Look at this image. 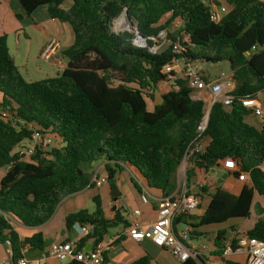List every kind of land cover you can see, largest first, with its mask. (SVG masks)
I'll use <instances>...</instances> for the list:
<instances>
[{"label":"trees","instance_id":"trees-1","mask_svg":"<svg viewBox=\"0 0 264 264\" xmlns=\"http://www.w3.org/2000/svg\"><path fill=\"white\" fill-rule=\"evenodd\" d=\"M65 1L17 0L26 16L45 5L52 19L70 25L73 41L61 50L66 66L56 75L25 80L9 53L6 36L0 35V169L6 168L0 178V244L10 241L12 261L21 258L23 250H43L46 241L40 231L21 237L11 219L26 227L44 224L62 198L93 185L87 168L95 160H105L111 188L117 173L127 167L162 196H172L178 165L196 134L205 103L192 98V89L178 79L177 89L162 93L161 101L147 109L144 96L151 97L159 82L171 76L161 69L173 54L170 45L156 53L133 45L134 31L155 37L165 29L168 39L178 37L186 45V55L192 59L228 61L235 84L231 104L214 101L210 106L204 130L209 141L188 170L185 187L190 193L196 170L207 172L229 160L233 167L226 169L227 174L245 175L241 190L232 194L217 187L209 193L200 215L175 217L174 232L179 223L187 224L190 238H200L204 235L198 230L201 226L247 218L254 195L263 199L264 209V172L260 169L264 122L258 128L247 123L244 117L250 110L236 99L264 90V0H225L228 7L219 21L212 19L209 5L202 0H70L64 6ZM123 8L135 30L115 32L111 23ZM175 20L181 22L177 29L171 25ZM182 33L187 41L182 40ZM152 43L147 39L148 46ZM32 127L61 145L45 152L37 148L29 160L22 159L17 147L30 138ZM197 189L198 195L207 193L205 185ZM93 201V211L82 208L65 216L66 229L74 223L92 225L89 233L78 238V250L85 248L87 239L101 241L109 228L129 225L121 211L107 218L99 197ZM231 229L235 232L226 237ZM238 237L264 241V212L243 233L234 225L215 231L213 253L225 264H240L223 254L226 243L234 248ZM150 260L145 254L130 264H150ZM202 263L201 257L191 256L179 262ZM65 264L80 263L71 259Z\"/></svg>","mask_w":264,"mask_h":264},{"label":"crops","instance_id":"crops-1","mask_svg":"<svg viewBox=\"0 0 264 264\" xmlns=\"http://www.w3.org/2000/svg\"><path fill=\"white\" fill-rule=\"evenodd\" d=\"M16 13H21L22 15L21 18H17L15 15ZM29 28L37 30L39 32V35L37 33H31V31H28ZM0 35L6 36L9 53L14 63L17 65L18 69L19 67L23 68V70L27 74H29V71H32L35 74L44 71L41 65L37 64V60L40 58L39 53L42 47L51 38H55L59 41L60 52L63 48L69 46L73 41V33L70 25L68 23L59 22L55 19H52L48 14L45 5L38 6L36 9H34L31 12L29 16H26L22 12L17 0H0ZM50 66L53 69H55L52 63H50ZM199 70L202 73V78L205 84L212 83L216 79L215 78L214 80H210L203 69H199ZM174 76L175 78H177L176 80L178 79L183 80L180 77V75L175 71H174ZM170 82H172V80ZM234 85L235 84L233 82L231 85L232 89L234 88ZM169 89L170 87L168 86L161 88L157 85L151 97L145 99L147 109L152 110L154 105L161 101V94ZM191 97L194 99H201L202 101H204L205 107H207V109L211 105V102L213 100L212 94L206 85L199 87L197 89H193ZM255 97L260 104L262 113L261 115H255L253 112L250 111V114L246 115L244 117V120L247 123L258 128L260 127L261 123L264 122V90L257 91ZM1 100L2 97H0V102ZM56 140L59 142L58 139ZM60 145L61 144L59 142L58 146ZM104 163H105L104 159H98L90 164L89 172L91 175V181H93V185L90 187L88 186L81 191L72 193L62 198L58 203V205L56 206L53 215L45 223H48L52 218H54V216L58 212V209L62 206V204H65L66 206L70 198H73L71 200H73L76 204L79 203L78 194L85 192V190L89 188H93V190L94 189L96 190L95 192L92 191L89 195H91L92 200L94 196L99 197L101 207L105 212V216L107 218H112L114 212L116 210H119L121 211V214L124 217V219L129 224L132 221H137L140 224H149L155 219L156 209L158 207V201L160 200L161 197H163L161 195V192L159 190H156L155 188L149 187L145 179H143L136 170H134L133 168L124 167V169L118 172L115 177V187L118 190L119 196L116 199H113L110 195L111 187L108 185L107 181L103 182L100 185H96L94 182V177L106 178V174L104 171ZM214 167L219 168L225 173L226 169H230L233 167V164L229 160H223L221 162H218ZM214 167H212L210 170L214 169ZM5 171H6L5 167L0 169V178L4 175ZM208 171L205 172L204 170H196V173L192 178L193 181L192 184L190 185L189 191L190 193H194L199 198V201L197 204V208L191 215L198 216L203 212L210 199L209 189L215 190L217 187H219L232 194H238L244 182L243 179L235 178L231 174H227L226 177L220 183L218 182V180L216 181L208 180L207 179ZM178 180H179V174L177 172L176 187L174 191L171 193V195H178L179 193L183 192L184 189H186L184 180L181 184L177 183ZM132 181H134L137 184L138 188L134 186ZM201 183L202 186L204 185L207 186V193L198 195L197 187H199L198 185ZM141 193H146L147 202L144 203L141 201L140 199ZM256 201H258L260 205L263 206V199L260 196L254 195L253 202ZM134 209H138L139 214L134 215L133 214ZM72 211L73 210H70L69 212ZM66 214H67L66 212H63L59 216V218L61 217L60 219L64 224H65ZM237 220L238 219H230L227 222L220 224L201 226L198 228V230L201 233H204V235H201L200 238L197 237L190 238L192 240L198 241L197 242L198 244H192V242L191 244L186 242V244L192 245L199 249V251L201 252V258L203 260L202 264H225L219 255L213 253L214 246L211 243L212 239L210 240V235L211 233H213V235H211L213 238L214 233L217 229L227 228L230 225L235 226V222ZM11 223L13 228L21 235V237L36 232L41 227L38 226L36 228L34 227L33 229V227H26L14 221L13 219H11ZM118 225L122 226L120 230H116L115 232L107 231L102 236V240L112 239V243L109 245L108 249L103 254L104 257L103 264H130L145 254H148L151 257L150 264H179V261L168 250L155 245L148 238H144L141 241H134L130 239L126 234H124L125 226H123V224H118ZM118 225H116L114 229H116ZM234 232H235L234 229L228 231L227 233L230 234L227 237H229L231 233ZM41 233L43 234V238L45 239L46 238L45 234L43 232ZM82 236L84 235L79 234L73 238H70L68 236V233L63 232V229H61L58 232L54 233L53 237H51L46 247H48L51 243L55 241H60L65 239L75 240ZM205 237H207V239ZM92 243H93V239H87L85 241V248H88ZM6 252H7L6 247L0 244V256L5 257ZM28 253L31 255L30 257H32L34 254L33 251L26 252V250H23L24 256H27ZM224 258L236 263L244 264L245 255L242 253L241 254L233 253L224 256ZM51 260H55V263L54 262L49 263V261ZM44 264H62V263H60L57 259L53 257L47 256Z\"/></svg>","mask_w":264,"mask_h":264},{"label":"built area","instance_id":"built-area-1","mask_svg":"<svg viewBox=\"0 0 264 264\" xmlns=\"http://www.w3.org/2000/svg\"><path fill=\"white\" fill-rule=\"evenodd\" d=\"M209 5L211 10V16L214 21H219L223 14L226 12V8L218 5L214 0H202ZM173 29L180 27V20H175L172 24ZM166 30L162 29L158 32L157 36L142 37L136 31L132 38L133 45L137 47H145L149 52L156 53L160 51L162 42L171 46V53L173 56L171 59L162 66V73L170 74L171 76L159 82L158 86L161 88L170 87L177 89L178 86L175 83L174 71L180 75L185 81L186 86L192 90L206 85L212 94V102L219 101L224 105L232 103L233 95H231V85L234 82L232 78V72H221L214 82L205 84L202 78V73L199 70L197 61L198 59H192L186 55L187 48L179 38L172 41L166 37ZM147 39L151 40L152 45H147ZM161 40L162 42H158ZM40 58L46 62H52L56 69L60 72L65 66L66 62L60 56V43L57 39L51 38L41 49ZM172 80V82H170ZM237 101L241 105L245 106L255 115H261V107L255 96L236 97ZM207 109L204 110V114L200 119L196 127V134L193 139L187 144L183 152L182 158L177 168V172L181 173L185 182L186 174L189 169L194 166V159L197 155L203 153L209 141V136L204 134L207 121ZM5 115V112H2ZM54 138L43 132L37 127H32L31 136L27 141L28 144H22L17 147V152L24 160H29L31 155L34 154L38 148L40 151L45 152L52 148V142ZM260 169L264 172V163L260 165ZM245 175H241L238 179H244ZM106 181L105 177L96 178L94 182L96 185H100ZM202 186V183L198 185ZM142 202H147L146 193L140 194ZM199 198L193 194L188 193L187 189L178 195L163 196L158 201V207L156 209V217L149 224H140L137 221H132L124 229L130 239L134 241H141L144 238L150 239L155 245L168 250L179 262L184 261L188 257H201V252L198 248L186 244V240L190 238V227L187 224H183L181 228L175 233L173 230V220L180 214L191 215L197 208ZM133 214H139L138 209L133 210ZM92 225L85 224L80 226V231L83 235L90 232ZM75 240H60L51 243L48 246V255L57 259L71 260L74 259L80 264H103L104 252L108 249L112 243V239H104L98 242H93L87 249L78 250L76 248ZM7 248L6 256H0V264H44L47 256L42 254L39 257H27L23 256L16 262L12 261V251L10 249V241L5 239L2 244ZM238 253L244 254V264H264V241L254 237H238L237 245L233 248L229 242L226 243L223 254L224 256Z\"/></svg>","mask_w":264,"mask_h":264},{"label":"rangeland","instance_id":"rangeland-1","mask_svg":"<svg viewBox=\"0 0 264 264\" xmlns=\"http://www.w3.org/2000/svg\"><path fill=\"white\" fill-rule=\"evenodd\" d=\"M69 2H70V0H66L65 3H64V6L68 5ZM215 3L216 4L218 3L219 5L221 4L225 8L227 7V4L225 3V0H215ZM116 20L117 19L115 18L112 21V23H111V30H113V31L117 30V26H122L123 25V22H122L121 18L115 23ZM28 31H31V33H37L39 35V32L37 30L32 29V28H29ZM182 40H184V41L188 40L187 35L184 34V33H182ZM158 42L160 43L162 41L158 40ZM35 43H36V41H35ZM167 45H168L167 43L162 42V45L160 46V48L163 49V48L167 47ZM50 63H52V62H50ZM50 63L49 62H45L44 60L39 58L37 60V64L41 65V67L43 68L44 71L43 72H39L38 74H35L32 71H29V74H27L23 70V68L19 67V69H20L21 73L23 74V77H24L25 80L34 81V80H39V79H42V78L54 76V75H56L59 72L56 69L55 66H53V67H55V69H53L50 66ZM197 64H198L199 69H203L204 70V72L207 74V76H208V78L210 80H214L215 78H217L219 76L220 72L227 73L229 71V64H228V61H226V60H222V61H219V62H210V61H206V60L202 59V60H198ZM1 95L2 94L0 93V97H2ZM144 97H145V99H148V97H146V96H144ZM205 109H207V107H205ZM28 143H29V141H27V140L22 141V144H28ZM58 145H59V142L56 139H54L51 146L52 147H57ZM89 169L90 168H87L88 172H89ZM223 173L224 172L222 170H220L217 167H214V169L208 171L207 179L216 181L222 176ZM182 182H183V176L179 172V180L177 181V183L181 184ZM92 191L95 192L96 190L95 189L93 190V188H89V189L85 190V192L78 194L79 195V203H77V204L73 200H71L73 198H70V200L68 201L66 206H65V204H62V206L58 209V212L56 213L54 218H52L48 223L39 225L41 227L39 228L38 231L43 232L45 234V236H46V238H45L46 239V245L43 248V250H41V251L36 250L32 257H39V256H42V254L47 256L48 255V251H47L48 247H46V246L48 245L51 237H53L54 233L58 232L61 229H63V232L68 233V236L70 238H73V237H75V236H77L79 234H82L81 231H80V226H79L78 223H74L69 229H66L65 224L61 221V219H60L61 217L59 218V216L63 212L68 213L70 210L74 211V210H77L79 208H85L89 212L93 211L94 208H95V203L91 199V195H89ZM213 191H214L213 189H209L210 193L213 192ZM256 216L257 215L253 212V206H252V210H251V213H250L249 217H247V218H239L235 222V227L237 229V232L243 233L244 231L249 229L252 226L253 222L255 221ZM182 225L183 224L179 223L177 225V229L181 228ZM36 227H38V226H36ZM114 228L115 227L109 228L108 231L115 232L116 230H120L122 228V226L118 225L116 229H114ZM33 229H34V227H33ZM186 242L189 243V244H191V242H192V244H198L197 243L198 241L192 240L190 238L187 239ZM30 256L31 255L28 253L27 257H30ZM68 261L69 260L67 259V260H62V261H59V262L62 263V264H65ZM52 262L55 263V260L49 261V263H52Z\"/></svg>","mask_w":264,"mask_h":264},{"label":"water","instance_id":"water-1","mask_svg":"<svg viewBox=\"0 0 264 264\" xmlns=\"http://www.w3.org/2000/svg\"><path fill=\"white\" fill-rule=\"evenodd\" d=\"M120 16H123L124 18H125V21H126V27L125 28H117V30H115V32H119V31H125V30H127V31H133V30H135L134 29V27H133V23H132V21L130 20V18L128 17V13H127V10H126V8H123V10L120 12V14L117 16V18L118 17H120ZM116 18V19H117ZM206 61H208V60H206ZM211 106V105H210ZM210 106L208 107V109H207V121H206V124H207V122H208V117H209V111H210ZM226 175H227V173L225 172V173H223L222 174V176L218 179V182L220 183L225 177H226ZM110 195H111V197L113 198V199H116L118 196H119V193H118V190H117V188L114 186V187H112L111 188V193H110ZM253 212L257 215V216H259V215H261V214H263V212H264V209H263V207L260 205V203L258 202V201H256V202H254L253 203ZM230 233H226V237L229 235ZM211 235H213V233H211ZM210 235V240L212 239V236ZM87 249V248H86Z\"/></svg>","mask_w":264,"mask_h":264},{"label":"bare ground","instance_id":"bare-ground-1","mask_svg":"<svg viewBox=\"0 0 264 264\" xmlns=\"http://www.w3.org/2000/svg\"><path fill=\"white\" fill-rule=\"evenodd\" d=\"M120 18L122 19L123 25H122V26H117V28H125V26H127V25H126L125 18H124L123 16H120V17L117 18V20H119ZM117 20H116V21H117ZM116 21H115V22H116Z\"/></svg>","mask_w":264,"mask_h":264}]
</instances>
